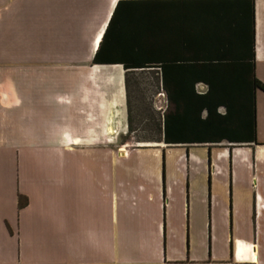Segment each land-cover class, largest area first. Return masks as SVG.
Segmentation results:
<instances>
[{"label": "crops", "instance_id": "0c3cea01", "mask_svg": "<svg viewBox=\"0 0 264 264\" xmlns=\"http://www.w3.org/2000/svg\"><path fill=\"white\" fill-rule=\"evenodd\" d=\"M121 1L0 0V264H264V93L255 144L123 145L126 73L92 62ZM150 12L199 33L194 8ZM253 36L264 84V0ZM203 53L162 48L168 83L205 93Z\"/></svg>", "mask_w": 264, "mask_h": 264}, {"label": "trees", "instance_id": "16d2710c", "mask_svg": "<svg viewBox=\"0 0 264 264\" xmlns=\"http://www.w3.org/2000/svg\"><path fill=\"white\" fill-rule=\"evenodd\" d=\"M164 5L194 8L202 16L196 25L198 35L194 38L184 31L182 37L176 38L173 29L163 28L159 19L152 22L150 9L159 10ZM176 44L200 46L206 52L202 55L208 63L194 71V80L203 81L205 93L197 94L195 84L168 83L161 50ZM209 49L213 53L209 54ZM92 62L121 64L126 73L127 135L132 132L130 76L157 67L159 76L151 73V85L157 93H164L166 107L158 118L152 116L157 138L147 142L256 143L255 92L264 93V84L254 75L253 0L118 2ZM221 108L223 113L219 112ZM18 204L23 206L20 199Z\"/></svg>", "mask_w": 264, "mask_h": 264}, {"label": "rangeland", "instance_id": "374dc122", "mask_svg": "<svg viewBox=\"0 0 264 264\" xmlns=\"http://www.w3.org/2000/svg\"><path fill=\"white\" fill-rule=\"evenodd\" d=\"M9 55L16 56L17 53H10ZM160 94L150 84V80H147L145 73H136L131 76L129 107L132 132L127 135V127V133L121 140L123 145L137 146L157 138V134L152 126V116L153 118H158L165 105L163 97Z\"/></svg>", "mask_w": 264, "mask_h": 264}, {"label": "built area", "instance_id": "2783aa9c", "mask_svg": "<svg viewBox=\"0 0 264 264\" xmlns=\"http://www.w3.org/2000/svg\"><path fill=\"white\" fill-rule=\"evenodd\" d=\"M160 95H162V94H160ZM162 97H163V95H162Z\"/></svg>", "mask_w": 264, "mask_h": 264}]
</instances>
